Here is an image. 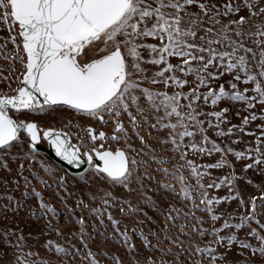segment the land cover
<instances>
[{"label": "snow or ice", "instance_id": "snow-or-ice-1", "mask_svg": "<svg viewBox=\"0 0 264 264\" xmlns=\"http://www.w3.org/2000/svg\"><path fill=\"white\" fill-rule=\"evenodd\" d=\"M245 10L247 14H242ZM255 18L260 22L256 23ZM0 24L7 26L8 40L15 45V51L9 58L14 63L19 61L23 68L14 77L16 86L13 94L0 92L2 167L9 168L6 158L20 160L19 175L23 176V161L37 160L42 140H46L56 156L69 165L79 167L86 161L94 175L108 188L98 186L97 191L90 194L93 202H100V207H91L83 199L77 206L90 208L91 214L97 217H107L114 234L109 237L103 233L105 240L119 239L128 253L143 255L129 234L128 225L122 229L121 222L109 209L118 207L123 216L143 213L139 205L122 199L113 189L119 187L131 193L136 183L141 188L146 187L145 177L149 181L154 179L150 172L140 173L141 168L151 167L147 160L142 159L141 153L150 155L151 161L160 165L169 163L168 159L158 157L154 152L145 153V148L151 146L141 135L145 127L156 131L167 129L160 143L170 145V150L179 154L196 181L195 185L185 183L183 167L172 165L171 175L180 182L182 197L191 201L190 215H182L173 206L165 214V223L159 231L149 234L140 231L144 249L153 255H144L143 260L134 258L129 264H184L173 248L163 246L165 242L182 249L189 259L199 254L201 258L191 259V264H205V258L207 264H229L226 257L238 237L221 233L225 229H241L250 221L258 224L260 221L256 216V197L251 198L252 210L241 215L235 223V217L229 219V214L216 208L239 196L236 192L239 177L227 156L234 153L237 159L246 157L250 160L244 165L245 170L264 165V150L261 148L264 141L260 139L264 137V131L257 137L253 155L251 148L242 152L221 147L209 137L208 129H216L218 135L234 132V125L226 129L221 127L228 120L227 114L231 110L228 105L232 102L246 104L248 109L257 103L264 105V0H221L220 3L217 0H0ZM246 25L250 30H246ZM233 34L239 39L233 38ZM245 36L258 38L253 41L256 49L245 44ZM4 47L0 45V48ZM173 58H178V62L173 63ZM190 76L195 79L190 80ZM241 84L252 87L241 88ZM146 85H162L163 88ZM201 104L219 110L207 111ZM58 108H67L111 131L98 130L93 123L82 126L69 120L64 128H57L41 127L32 119H20V116L29 114H52ZM257 118V114L252 112L243 118V124ZM259 118L264 119V113ZM71 127L85 133L84 136H76L75 144L71 133L64 130ZM260 127L264 129V125ZM241 131L245 129L241 128ZM134 140L140 143V148L134 145ZM188 150L207 155L221 153V156L215 163L198 165L188 158ZM40 164L49 176H56L55 184L36 172L31 173L32 178L45 188H55L66 202L74 193L68 190L65 175H57L56 168L50 163L40 161ZM218 168H232L233 171L205 182V177L213 176L209 169ZM159 171L165 176L170 174L166 167ZM23 178L24 196L27 197L31 181L26 176ZM157 184L165 191H176L172 185L161 181ZM225 186L228 195L209 194V189L219 190ZM30 190L41 209L39 213L33 212V216L43 219L59 215L52 204L45 202L40 192L34 187ZM193 190L198 191L199 196L192 195ZM239 198L240 205L244 206L245 201ZM261 199L264 200V192ZM16 203L19 206V201ZM198 211L209 216L212 221L210 227H205L207 221L204 217L195 215ZM178 218L185 221L190 218L197 221L198 226L180 224L177 226L179 232L175 233L168 226V221L175 226ZM75 222L80 226L77 237L84 251L80 247L62 246L48 239L45 248L55 256L54 261L41 257L29 262L18 257L17 264H103L85 242L86 236L91 238L92 235L85 230V218L81 216ZM136 223L143 224V221L137 220L133 224L132 233L136 232ZM92 227L95 229V225ZM261 227L264 228V224ZM45 228L63 235L51 220L45 222ZM187 229L195 232L201 240L206 235L212 239L201 245L188 235ZM41 234L45 233L42 231ZM248 235L259 240V246L239 240V248L264 256V235L255 228ZM23 239L22 234L17 237L15 246L18 249L22 248ZM221 245L226 251L218 250ZM155 253L160 254L159 259ZM28 255L39 257V253L29 252ZM169 255L175 257V262L165 259ZM110 260L111 264H124V260L115 254ZM245 264L251 262L246 261Z\"/></svg>", "mask_w": 264, "mask_h": 264}, {"label": "rangeland", "instance_id": "rangeland-1", "mask_svg": "<svg viewBox=\"0 0 264 264\" xmlns=\"http://www.w3.org/2000/svg\"><path fill=\"white\" fill-rule=\"evenodd\" d=\"M221 0H217V3H220ZM242 14H247L246 10ZM255 22L259 23V18H255ZM246 30L248 26H245ZM10 33L6 25L0 24V45H5L4 48H0V92H7L8 94H13L12 90L16 86V80L14 77L18 76L23 68L20 65L19 61L13 62L9 58L10 53L15 51V45L8 40ZM233 38L235 37L233 34ZM258 39L257 37L245 36L244 42L249 47L254 49L257 48V45L253 43L254 40ZM17 42H20V39H17ZM151 42V39H150ZM173 63L178 62V58L172 59ZM151 71V66H149ZM190 80H194V76L188 77ZM11 84V86H9ZM153 88L162 89V85H146ZM249 87L252 85L241 84L240 87ZM169 92L173 89H168ZM187 91V88H185ZM252 95L251 92L248 93ZM224 105H221L223 107ZM230 111L227 114L228 120L225 121L221 127L226 129L230 126H236L234 132L231 135H218L217 130L214 128L208 129V135L211 139L216 140L221 147L232 148L234 151L247 152L249 148L253 149V155H255L254 149L256 147V140L261 131H264L260 125H264V119H260L259 116L264 113V105L257 103L256 106L252 109H248L246 104L240 102H232L230 105ZM201 107L207 111L219 110L212 109L211 105H203ZM252 112L257 114L256 120H250L247 125L243 124V118L245 116H250ZM32 119L35 120L41 127L55 126L57 128H64V125L70 120L73 124L80 123L82 126H87L89 123H93L98 130H104L110 132L111 129L102 127L99 123H94L88 118L83 116H77L72 111L67 108H58L54 113L48 115H36L29 114L27 117L20 116V119ZM213 119L214 118H209ZM241 128L245 131H241ZM65 131H69L72 135V140L76 143V136H84L85 133L79 131L76 127L65 128ZM167 129H161L156 131L154 129H145L141 132L151 146L150 148H145L144 152L152 154L154 152L158 157H163L169 160L168 164L160 165L158 163L152 162L150 155H145L141 153V157L144 160H147L151 167L141 168L140 173L144 171L152 173L154 179L149 181L147 177L144 179L146 185L145 188H141L139 183L134 184L135 190L131 193H128L127 189L115 188L113 191L122 199H128L133 202L134 205H139L142 208L143 213L138 216H123L121 215L119 208L109 209L112 211L114 218L121 222V228L123 229L124 225H128L129 234L133 236L134 242L137 244L140 252L143 255H137L136 253H128L127 250L122 246L119 239L113 241L111 239L105 240L103 233H106L109 237L114 234V228L111 226V222L107 217H97L91 214L90 208L81 209L77 206L80 199H83L85 204L90 205L91 207H100L101 204L99 201L93 202L91 200V193L97 191L98 186H103L108 188V185L100 180L93 173V169L90 167L86 171L79 173L78 175L70 174L65 168L57 165L50 157L46 154L39 152L36 161H23L25 163V169L23 176L19 175V164L22 162L20 160H13L11 158H6L8 161L9 168L2 167V161H0V264H17V258L22 257L24 260L29 262L36 261L39 258L52 259L55 260V256L48 252L45 248L46 241L52 239L62 246L73 245L80 247L81 251H84L82 247L81 240L77 237L79 232V224L75 221L83 216L86 220V232L91 233V238L86 236L85 242L88 244L89 248L97 253V259L102 261L103 264H111L110 257L115 254L124 260V264H129V261L135 259L143 260L144 255H153L151 252H147L144 249V246L140 240L139 233L143 231L145 234H149L151 231H159L165 223V214L173 206L180 210L181 214H189L191 209V201L185 200L181 195L180 182L176 180L171 172L173 171L172 165L179 164L183 167V175L185 177V183L195 185V178L191 176L190 170L185 166L184 161L179 158V154L173 153L170 150V145H162L160 139L165 137L167 134ZM151 132V136H149ZM254 133V134H249ZM264 141V137H260ZM134 145L137 148H140L141 145L138 141H133ZM116 147V145H112ZM210 147V145H209ZM262 150H264V144L261 145ZM221 156V153H213L212 155L207 154H197L188 150V158L193 160L196 164H207L215 163ZM229 162L234 165L235 174L239 177L236 182V192L239 193V196L230 201H225L216 206L218 210H223L225 213L229 214V219L235 217L233 221L238 222L241 215H246L250 212L251 209V198L256 197V216L260 223L256 221L248 222L241 229H225L224 233L236 234L238 241L233 245L232 249L228 251L226 259L229 261V264H245L246 261L251 262V264H264V256H260L257 252L253 254L250 249H241L239 248V240H245L246 242L252 244L254 247L259 246L260 241L257 240L254 236L248 235L251 229L255 228L258 233L264 235V228L261 227L264 224V200L261 199V193L264 192V165H260L258 168H249L244 169L246 163H250L246 157L237 159L234 153H229L227 156ZM40 161L50 163L57 170V175H65L67 181L68 190L74 193L73 196L68 197L66 202L61 199V195L57 193L55 188H45L44 185L40 184L38 181L32 178L31 173L36 172L40 177L47 180L51 184H55L56 176H49L41 167ZM161 167H166L169 169L170 174L165 176L163 172H160ZM11 169V171H9ZM213 173L212 177H205V182H209L211 179H214L219 176L229 175L233 169L232 168H218V169H209ZM24 176L28 177L31 181V185L27 189L29 195L24 196L26 191ZM18 181V183H17ZM157 181L162 183L169 184L175 187L176 191L174 193L165 191L163 188L158 186ZM34 187L36 191L40 192L45 199V202L52 204L59 214L57 217L53 218L51 216L44 217L43 219H37L32 215L33 212H41L39 208V202L37 198L31 193V188ZM62 192V190H61ZM236 192L233 195H236ZM209 194L214 196H225L228 195L227 186L220 188L219 190L212 188L209 189ZM64 196H67V193H63ZM192 195L199 196V192L193 190ZM11 197V200L9 199ZM242 197L245 201V205H240V198ZM17 201H19V206H17ZM199 203V201H197ZM176 215L175 212L172 213ZM197 217H204L207 221L205 227H210L212 221L209 216L202 211L195 212ZM101 219H103V225L101 224ZM51 220L52 225L55 228H58L63 235H57L54 231H49L45 228V222ZM143 221V224L136 223V232H131V227L137 221ZM192 224L197 225V221L188 219L185 221L183 218H178L175 222V226L171 221H168V226L172 228V231L175 233L179 232L177 227L180 224ZM222 223V220L217 222L216 226L219 227V224ZM95 225V229L92 227ZM198 226V225H197ZM42 231L45 234H41ZM188 235L196 238L198 242L203 245L204 241L211 240L210 235H206L201 240L195 232L191 229L186 230ZM23 235L22 248L18 249L16 245L17 237ZM151 238V237H150ZM186 239V237H185ZM156 241L153 240V243ZM165 248H173L177 254L180 255L184 264H191V259L199 260L201 257L199 254L192 256L189 259L187 253H184L182 249L176 248L172 244L164 243ZM219 251H226L223 245L219 246ZM39 253L37 256H29L28 253ZM105 253V255H99V253ZM243 253V254H241ZM159 253H155L157 259H159ZM166 260L175 262L174 256H166ZM205 264H207V258H205Z\"/></svg>", "mask_w": 264, "mask_h": 264}, {"label": "water", "instance_id": "water-1", "mask_svg": "<svg viewBox=\"0 0 264 264\" xmlns=\"http://www.w3.org/2000/svg\"><path fill=\"white\" fill-rule=\"evenodd\" d=\"M21 47H22V45H21ZM72 142H73V140H72ZM39 152L46 154L57 165L61 166L62 168H65L72 175H78L79 173H82V172L86 171L88 168H90V166L87 164L86 161H85V163L81 164L79 167L67 164V162L63 161L61 158L56 156L54 149L50 146V144L46 140H42L41 143L39 144Z\"/></svg>", "mask_w": 264, "mask_h": 264}]
</instances>
